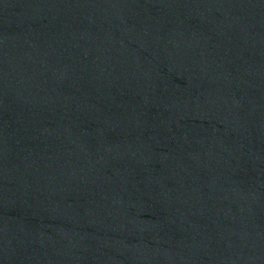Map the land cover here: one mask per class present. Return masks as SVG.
<instances>
[{
  "label": "water",
  "instance_id": "water-1",
  "mask_svg": "<svg viewBox=\"0 0 264 264\" xmlns=\"http://www.w3.org/2000/svg\"><path fill=\"white\" fill-rule=\"evenodd\" d=\"M0 264H264V0H0Z\"/></svg>",
  "mask_w": 264,
  "mask_h": 264
}]
</instances>
